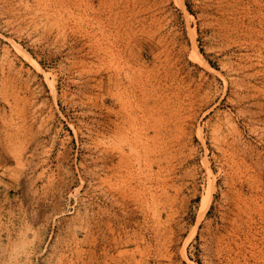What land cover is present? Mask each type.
Wrapping results in <instances>:
<instances>
[{
    "label": "rangeland",
    "instance_id": "1",
    "mask_svg": "<svg viewBox=\"0 0 264 264\" xmlns=\"http://www.w3.org/2000/svg\"><path fill=\"white\" fill-rule=\"evenodd\" d=\"M0 264H264V0H0Z\"/></svg>",
    "mask_w": 264,
    "mask_h": 264
},
{
    "label": "bare ground",
    "instance_id": "2",
    "mask_svg": "<svg viewBox=\"0 0 264 264\" xmlns=\"http://www.w3.org/2000/svg\"><path fill=\"white\" fill-rule=\"evenodd\" d=\"M120 69V68H119ZM127 73V72H126ZM117 78V77H116ZM119 95V94H118ZM119 99V98H118ZM118 99H117V101H118ZM120 100V99H119ZM119 102V101H118ZM119 104V103H118ZM126 111V110H125ZM119 112H121V111H119ZM116 114V113H115ZM121 119V118H120ZM125 120V119H124ZM118 121V120H117ZM122 121V120H121ZM127 122V121H126ZM120 123V122H119ZM114 124V123H113ZM121 124H123V122L121 123ZM124 125V124H123ZM117 127V126H116ZM123 127V126H122ZM126 127V126H125ZM124 128V127H123ZM122 128V129H123ZM119 130V129H118ZM120 134V133H119ZM123 136V135H122ZM117 137H118V135H117ZM129 138V137H128ZM122 139V138H121ZM117 140H118V138H117ZM123 140H126V139H124L123 138ZM122 141V140H121ZM117 142H119V141H117ZM118 148V147H117ZM116 152V151H115ZM112 154V153H111ZM124 155V154H123ZM122 157V156H121ZM125 157V156H124ZM109 158V157H108ZM120 158V157H119ZM123 160V159H122ZM117 161V160H116ZM104 162V161H103ZM122 162V161H121ZM113 163V162H112ZM123 163V162H122ZM119 166V165H118ZM114 168V167H113ZM112 169V168H111ZM203 200H202V202H203V208H205V204H207L206 203V201H205V199H206V197L204 196L203 198H202ZM206 207H207V205H206ZM204 209H202V211H203Z\"/></svg>",
    "mask_w": 264,
    "mask_h": 264
}]
</instances>
